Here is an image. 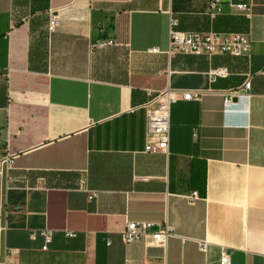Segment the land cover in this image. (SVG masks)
Masks as SVG:
<instances>
[{
    "label": "crops",
    "instance_id": "0c3cea01",
    "mask_svg": "<svg viewBox=\"0 0 264 264\" xmlns=\"http://www.w3.org/2000/svg\"><path fill=\"white\" fill-rule=\"evenodd\" d=\"M221 1L0 0V264H219L223 248L264 264V0ZM171 16L250 50L169 54ZM165 87L200 95L171 104L167 152L145 151L141 104ZM139 219L171 225L164 247L122 239Z\"/></svg>",
    "mask_w": 264,
    "mask_h": 264
},
{
    "label": "built area",
    "instance_id": "2783aa9c",
    "mask_svg": "<svg viewBox=\"0 0 264 264\" xmlns=\"http://www.w3.org/2000/svg\"><path fill=\"white\" fill-rule=\"evenodd\" d=\"M226 6L234 12H246L249 9L247 0H228ZM209 9L212 13L221 12L223 10V2L221 0H210ZM58 23L57 17L49 15L47 28L52 31ZM177 19L173 16L169 18L168 46L167 53H193L208 54L227 53L231 55H243L250 50V41L247 35L241 31H185L175 27ZM113 37H100L96 39L93 46L103 47L113 44ZM152 51H159L158 47H152ZM211 75H220L226 72L225 67H216L210 70ZM250 80L247 78L243 83V89L249 88ZM200 95V91L196 89H175L165 87L149 96V98L141 104L146 115V134L147 140L144 150L149 152H167L169 145V117L171 104L178 99H196ZM236 93L228 91L224 96L223 102L229 105ZM1 148V146H0ZM0 162H4L9 167L11 158L4 153L0 158ZM97 191L92 190L89 196L96 195ZM189 201H193L199 197L196 189L185 194ZM45 243L51 238L49 229H42ZM68 236L75 235V231H66ZM172 234V227L166 221L163 223L153 222L149 220H127L121 236L125 242L139 239L141 237H149L155 243L163 247L167 243L168 236ZM34 237V232L31 233ZM202 248L206 247L205 240H199ZM3 264H10L8 261ZM219 264H230V254L223 248L220 253Z\"/></svg>",
    "mask_w": 264,
    "mask_h": 264
},
{
    "label": "water",
    "instance_id": "95a60500",
    "mask_svg": "<svg viewBox=\"0 0 264 264\" xmlns=\"http://www.w3.org/2000/svg\"><path fill=\"white\" fill-rule=\"evenodd\" d=\"M235 98V97H234Z\"/></svg>",
    "mask_w": 264,
    "mask_h": 264
}]
</instances>
